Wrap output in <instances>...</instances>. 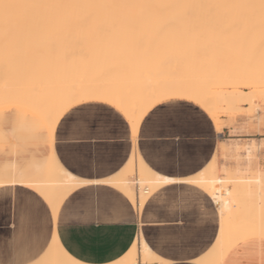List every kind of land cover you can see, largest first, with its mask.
<instances>
[{"label": "crops", "instance_id": "obj_1", "mask_svg": "<svg viewBox=\"0 0 264 264\" xmlns=\"http://www.w3.org/2000/svg\"><path fill=\"white\" fill-rule=\"evenodd\" d=\"M14 104L22 108V116L29 111ZM163 105L174 106L176 112L160 121L159 113H153ZM74 108L85 110L69 117ZM132 125L111 103L83 102L61 116L52 144L37 147L22 159L0 157V264H34L59 255L87 264H109L124 257L135 242L140 262L141 233L164 264H203L200 260L215 250L220 233L217 203L201 187L182 181L157 189L143 204L139 156L154 171L173 178L196 175L215 157L220 168L235 169L236 162L222 155V144L228 146L239 133L230 125L218 129L208 111L181 98L166 99L150 108L134 129L137 134ZM52 151L82 181L56 213L34 187L12 183L14 170L2 164L16 161L23 167L33 159H48ZM260 153L253 163L264 170V151ZM132 157L134 171L126 180L134 198L111 182L130 165ZM56 235L59 242L53 241ZM262 259L264 237H255L232 246L220 264H260Z\"/></svg>", "mask_w": 264, "mask_h": 264}, {"label": "bare ground", "instance_id": "obj_2", "mask_svg": "<svg viewBox=\"0 0 264 264\" xmlns=\"http://www.w3.org/2000/svg\"><path fill=\"white\" fill-rule=\"evenodd\" d=\"M0 2H2L3 4V7H0V49H4L3 51L0 50V57L3 54L4 59L7 58L8 60V58H10V56L8 55L9 53L7 52L9 49L20 48L21 50V47H24L26 52L23 51V56H25L26 59L24 57L22 58L25 61L26 71L30 68L31 71H34L33 66L39 67V63L44 64V67L46 68L45 69L42 66L43 71H45H42L43 76L42 73H40V76L42 77H40L38 74L36 76L39 77L37 78L33 76L35 78L34 79L32 77L33 80L31 78L24 79V86L14 84L9 80H6L5 83L0 84L4 87H0V102L3 101V104H6L7 102H20L24 106L35 110L46 122L53 137L55 127L59 119L64 114V112L69 109L73 101H75L76 93H79L84 97H104L110 100L129 117V119L132 121L134 132V129L137 128V125L139 124V121L141 119L140 113H142L143 115L146 110L152 106V104L173 94L186 95L187 97L194 99L196 102L201 103L207 109H217L219 105L221 106L219 101H223L227 108L234 109L240 103H250L252 107L254 105L253 103L255 100L253 96H247L248 94H246L245 90L241 89L242 86L254 87L256 88L255 91L263 90L260 87L264 86V8L261 7L262 3H264V0H0ZM9 4H27L29 6L9 8ZM179 17H181L180 20H178ZM81 19H86V21H83ZM98 19L119 20L104 23V21H100ZM130 19H134V21H131ZM171 19L173 20V22H171ZM177 20L179 24L177 23ZM170 22L172 23V27L170 26L167 28L169 31L166 30L165 32L163 30L165 38H162L163 41L161 39L162 43L165 42V46L163 44H159L161 43L160 39H158L160 42H158L157 40V43L159 45H163L160 46L162 48H157L156 42L154 44V59L159 55L157 59H155V61L158 63L157 64L155 62L156 67L158 65H163L162 68H164V65L169 66L170 64L168 63L171 61L168 58H173L171 54L175 56V50H177L176 52L178 55L184 54L183 57H179L184 59L185 62L189 61V63L197 66L198 63L201 62L194 59V49L202 50L201 52H205V50L210 49H215V51L217 49L222 50V52H217L219 51L217 50V53L213 51L217 54V57L219 56V60L217 59V62L220 61V64L215 62L216 58H213V60H211L213 61V63H202L203 66L205 65L204 67L206 70L203 67L202 69L205 71L200 70L202 72L200 74L204 76L201 77V75H199V77L204 78L201 79L202 81L199 79L200 82H198L197 79L193 78L194 74L191 73V71L193 70L189 69V66L187 68L191 70L189 72L191 77H188V75H186L184 71H180L181 73H184L187 80L184 79L183 76L181 77L182 79L180 78L183 73L180 75V72L178 70L177 71L179 73L176 71L178 75H175L173 71V77L171 75L166 76L170 73V67L169 69L168 67H166L165 70L162 69L164 70L163 72L166 75L162 71L159 72V70L157 71V69H153L152 74L147 77V79H150V82L152 81L150 94L154 102L151 101V103L147 104L148 106H144V108L142 109L144 111H141L140 109L141 103H139L138 105L137 102L125 101L123 98L118 96L119 90L117 88V84H115L117 82H113L115 86H117L116 88H112L111 91H107L108 93L104 94L103 88H94V86L90 87L91 84L87 82H80L79 80L77 81L75 78H72L73 76H71L74 74L70 73V75L66 76V73L68 74L69 71L66 72L65 70H63L65 72L64 73L62 72L61 68L62 62L64 61L65 63V60H63L64 58L61 57L62 53L61 55H59V53L56 52L60 48L62 51V48H64L63 45H61V47L58 45V50H56L55 48H53L55 50H50V48L47 47V42L46 47L44 46L45 44L40 45L41 43H39L37 47L44 46L43 48H45V54L44 52L37 53L39 52V48L37 49V51L35 50L37 45L36 43V45H34L30 39H27L21 42V47H18L19 42H16V37L14 36L18 32L29 33L32 35L36 33H46V29H48L49 26L63 29L60 32L56 31L55 34L69 35L70 33L72 34V32L76 33V31H78V28L82 26H89L92 29H98L99 27L107 23L117 24L119 26L132 24L137 27L148 26L149 28L153 26L154 28L155 24L166 25L167 23V26H169ZM163 25L161 26L163 27ZM42 27L43 29H41ZM177 27H180L182 29H179ZM170 28H173L174 30H170ZM157 29L159 30L155 32L156 35L157 33L160 34V31L163 28H161V30L160 27ZM159 34L158 37H160ZM200 34H205V39L198 38L197 35ZM165 39L167 40L164 41ZM72 44H67V48L69 46L74 47V45L72 46ZM76 45H78V43ZM76 45L74 49L76 47L87 49L90 52V58L101 56V51H99V54L95 53L98 50L103 49L101 43L89 42L83 47L81 45ZM30 47L33 48V51L35 50L37 54L34 55L35 51H31ZM70 47L68 48L69 51L71 49ZM28 48H30V54L27 51ZM159 49H161L162 51ZM183 49L185 51H183ZM5 50L7 53L5 52ZM186 50L188 51V53H186ZM190 50H193L194 52H192L194 54H192ZM51 51L53 52V54ZM25 53L27 54V56ZM219 53L220 55H218ZM28 54H32V57ZM163 54L168 56L170 55L166 59L168 60V62L165 60L166 63L163 60ZM41 55L43 57H41ZM209 56L212 57L211 54ZM3 57L2 59H0L3 60ZM36 57L38 60L36 59ZM160 58H162V60ZM158 59L160 63L158 62ZM180 62H182V60ZM57 63L60 64L58 65ZM183 63H179V65ZM189 63L187 62V64ZM52 64L57 65H55V67ZM176 64L178 68H180L178 63ZM199 65L200 67L202 66L201 64ZM47 66L51 68L49 69ZM38 67H35V70ZM172 67L171 69H174ZM57 68L61 69L58 70ZM199 68L197 67L196 70L194 69V73L198 74V72L196 71H198ZM54 69L57 70L55 71ZM37 71L38 69L36 70V72ZM186 72L188 73V71ZM26 73L28 74V72L24 73V78ZM29 73L32 74V72L30 71ZM197 74L196 77L198 76ZM174 75L176 79L174 78ZM59 76H61L62 78ZM129 77L130 76H127V80L123 82L125 85L121 82L124 86H126L127 83H132V78L136 76H131L132 78ZM138 77H136V81ZM177 77H179L180 79L177 80ZM138 79V81H140L141 83L135 82L134 79L133 82L135 86L132 85V87H137V83L140 84H138V86L145 85L146 81H142L140 78ZM63 80H66L65 84V81ZM68 80H70L71 83L72 81L76 80V87H67L69 86L67 85ZM143 82L144 84L141 85ZM150 82H148L149 86L151 85ZM83 84L86 86H83ZM72 85L74 86V83H72ZM47 93L51 95L49 98H46L49 95L46 97L44 96L45 94L47 95ZM2 95L4 98L2 97ZM6 95L8 98H10L11 96V102V98L9 99V101L8 99L6 100ZM2 103L0 105H2ZM134 134H137V132H134ZM249 157H251V154L248 156V158ZM31 165L37 168L46 166L48 167L49 171L55 169L62 174L63 178L61 177L62 181H60V189H65L66 191L57 193V199L60 202H62V200L75 187L82 183L80 179H78L75 175L64 168V166L58 161L54 151H52L51 158L49 160L36 161L35 159H33ZM223 169L227 173V176H221L219 174V170H221V168L218 166L217 159L214 158L205 169H203L196 175L186 178H173L154 171L139 156L138 173L140 178L141 191L144 194L142 203L145 201L148 195L152 194L154 191L163 187L164 185L172 182L182 181H195V185L204 189L215 201V204L217 203L216 205H218V209L220 211V233L215 244V250L212 253H208L204 258L200 260L203 264H220L226 252L232 246L236 245V243L249 239H245V237H247L248 235H252L257 232L261 234L263 233L264 235V223L252 226L248 220V215L244 214L245 211H249L251 208H257L262 205L260 200L264 199V193H262L261 191L262 188H264V170L259 168L258 171H256L255 169V171L253 170L252 172L257 174H250L251 176H249L247 175V172L249 170H252L250 168L242 169L237 167L235 169H228L224 167ZM133 171L134 157H132L130 165L122 173L111 179V182L113 184L120 187L132 198H134V191L130 187L128 181L126 180V177L128 173H132ZM253 183H255V185H257V188L261 190L256 189L254 191V189L252 188ZM53 241L59 242L57 235L54 237ZM141 241V252L144 259H159L163 262V259L152 250L143 233H141ZM54 244L57 245L58 243ZM62 256L59 255L58 258L47 259V261L42 262L38 260L34 264H87L74 258H60ZM137 263L138 249L135 242L132 249L124 257L109 264Z\"/></svg>", "mask_w": 264, "mask_h": 264}, {"label": "rangeland", "instance_id": "obj_3", "mask_svg": "<svg viewBox=\"0 0 264 264\" xmlns=\"http://www.w3.org/2000/svg\"><path fill=\"white\" fill-rule=\"evenodd\" d=\"M180 18L181 17H179L178 20H180ZM81 20L86 21V19H81ZM98 20L104 21V23H105V22H111V21H113V22L118 21L119 19H98ZM130 20L134 21V19H130ZM178 20H177V23H178ZM181 21H182V19H181ZM171 22H173V20ZM171 22H170L169 26H167V23H166V25L161 24V25H163V27L160 24H155L154 28H153V26L152 27L150 26L151 28H149L148 26L137 27V26L132 25V24L119 26L117 24H107V23L104 24L103 26L99 27L98 29H92L89 26H82V27L78 28V31H76V33L72 32V34L70 33L69 35L55 34L56 31L60 32L63 29L56 28L54 26H49V28L46 29V33H36V34L32 35L29 33H19L18 32L14 36L16 37V39H15L16 42H19L18 47L20 45L22 46L21 42H23L24 40H27V39H30L34 45L37 44L36 48H35L36 51L39 48L38 49L39 52H37V53H40V52L43 53L44 49H45L43 47L44 46L46 47L47 43H48L47 47H49L50 50L51 49L52 50H55V49L58 50L59 46L61 47V45H63V47H64V48H62L63 50L61 51V48H60L56 52L59 53V55H61V53H62L61 57L64 58L63 60H65V63H64V61L62 62L61 68H62V72H64L63 70H65L66 72L69 71L68 74L66 73V76L70 75V73L74 74V75H71V76H73L72 78H75L77 81L79 80L80 82L81 81L87 82V83L91 84L90 87L94 86V88H96V87L97 88L98 87L103 88L104 94H107L108 93L107 91H111L112 88H116L118 86L117 88L119 90V95H118L119 97L123 98L125 101L137 102L138 105H139V103H141L140 109H141V111H144V110H142L144 108V106H146L148 103H151V101L154 102V100L152 99V96L150 94V87L152 86V81L150 82V79H147V77H149L152 74L153 69L154 70L157 69V71L159 70V72H161V71L163 72L166 69V67H168V69L170 67V70H172V71L169 70V72L171 74L169 73L166 75L164 72L163 73L166 76L171 75L172 77H173V74H172L173 71H174L173 73H175V75H178L176 73L177 70L179 72L184 71V73L186 75H188V77H189L190 76L189 72L191 70H193V71H191V73L194 74V77H193V75H192V77L197 79L198 82H200L201 79H204V78H201L204 76H202L200 74V73H202L201 71L203 70L202 67L205 69V67H204L205 65L203 66L202 63H213V61H211V60H213V58H216L215 62H217L219 60V58H218L219 56L217 57L216 53L220 52V51L222 52V50H219V49H217L219 51L216 50L217 52L215 51V49L214 50L213 49L205 50V52H201L202 50H195L194 49V51H195V54H194L193 53L194 51L190 50L191 52L193 51L192 54H194L193 55L194 59L196 61L201 62V63H198L197 66L196 65L194 66L192 63H189V61H187L189 63V64H187V62H185L184 59L179 57V56L183 57L184 54L178 55L176 52L177 50H175V52H174L175 56L173 54H171L173 56V58L172 57L168 58L170 55L169 56L165 55V54L162 55L164 62L167 58L170 59L171 62L168 63V64H170L169 66L164 65V68H162L163 65L162 66L158 65L156 67L157 62L155 61V59H157V57L159 55L154 59V57H155V45L154 44H155V42L157 43L158 39H160V41H161L162 38H165L164 37V35H165L164 31L166 32V30H168L167 28L172 25ZM168 23H169V21H168ZM157 25H159V26H157ZM159 27H160V30H161V28H163L161 30L162 32L160 31L161 35L159 33H157V35H156L155 32H157V30H159V29H157ZM164 27H166V28H164ZM177 28L182 29L180 27H177ZM41 29H43V27ZM172 29L173 28H170V30H172ZM154 30H156V31H154ZM158 34L160 37H158ZM64 36H66V37H64ZM197 36L200 39H205L204 38L205 34H200ZM181 37H183V36H181ZM166 40L167 39H165L164 41H166ZM59 41H60V43H59ZM160 41L158 40V42H160ZM162 41H163V39H162ZM162 41L159 44H163L165 46V42L162 43ZM89 42L101 43V45L103 46V49L98 50L97 51L98 53L95 52L96 54H99L100 53L99 51H101V53H100L101 56H99V57L96 56V58L91 57L92 58V60H91L90 52L87 49H84V48L81 49V47L80 48L76 47L74 49V47L77 43H78V45H81L83 47L84 45H86ZM39 43H41L40 45H42V44H45V45L37 47ZM67 44H72V46L74 45V47L69 46L71 48L69 51V49H68L69 47L67 48ZM159 44L157 43V48L160 46H163V45H159ZM78 45H76V46H78ZM30 48L27 49L29 54H30V52H29ZM53 48H55V49H53ZM160 48H162V47H160ZM164 48H166V47H164ZM0 50H2V49H0ZM21 50H22V52H21ZM21 50H20V48L9 49L7 51L9 53L8 55L10 56V58H8V60H7V58L4 59L3 54L1 55L0 58L2 59V57H3V60L0 59V62L3 61L2 62L3 64L0 63V84H3V83H5L6 80H9V81H12V83H14V84L24 86V79L31 78L33 80V78H34L33 76L37 77L36 75L39 74V76H40V73H42V71H43L42 66L44 67V64H40V63H39L40 68L38 66H33L35 72L38 69V71H39V72L37 71L38 73L31 71V68L27 71L25 70L26 65H25V61L22 58V57L25 58V56H23V54H24L23 51H25L24 47H21ZM159 50H161V49H159ZM2 51H1V53H2ZM31 51H33V48H31ZM36 51L34 52V55L37 54ZM178 51H179V49H178ZM183 51H185V50L183 49ZM213 51H215L216 53H214ZM5 52H6V50H5ZM5 52H3V53H5ZM186 53H188V51ZM44 54H45V52H44ZM47 54H48V52H47ZM52 54H53V52H52ZM210 54L212 55V57L209 56ZM31 55H29V56H31ZM64 55H66V56H64ZM218 55H220V53ZM26 56H27V54H26ZM186 56H188V55H186ZM37 57H39V56H37ZM37 57H36V59H37ZM41 57H43V56L41 55ZM113 57H115V58H113ZM205 57H207V58H205ZM79 58H81V59H79ZM160 59L162 60V58H160ZM185 59H187V58H185ZM60 60H61V58H60ZM181 60H182V62H180ZM166 61L168 62V60H166ZM158 62H159V59H158ZM183 62L186 64H184ZM190 62H193V61H190ZM224 62H222V63H224ZM29 63H30V61H29ZM31 63H32V61H31ZM50 63H51V61H50ZM66 63H67V65H66ZM161 63H162V61H161ZM176 63H178V65H179V63H183V64L179 65L180 68H178ZM217 63L220 64V61ZM57 64L59 65L60 63H57ZM57 64H52V65L55 66ZM199 64H201L202 66L200 67ZM192 65H193V67H192ZM62 66H64V67H62ZM188 66H189V69H191V70H189L187 68ZM35 67H38V68L35 70ZM171 67L174 69H171ZM175 67L178 69H176ZM197 67L201 68V69L199 68L198 71H196V72H198V74L194 73V69L196 70ZM61 68H59V69H61ZM162 69H164V70H162ZM40 70H41V72H40ZM205 70H203V71H205ZM29 71L32 72V74L29 73ZM52 71H53V69H52ZM186 71H188V73ZM25 72H28V74L26 73L25 78H24ZM43 72H45V71H43ZM59 72H61V71H59ZM182 73L180 72V75ZM184 73L181 76L179 75L180 78L183 76L184 79H186ZM33 74H35V75H33ZM57 74H58V72H57ZM196 74L198 75L197 77H199V75H201V77L197 78ZM175 75H174V78L176 79ZM42 76H43V73H42ZM42 76H40V77H42ZM61 76H59V77H61ZM127 76H130V77L131 76H133V77L139 76L138 78H140L142 81H146V83H145V85H143L144 84V82H143L141 84L143 86H138L139 83H137L136 84L138 87V89H137V87H134L135 84H134L133 80L135 79L134 80L135 82H140V81H138L139 80L138 78L136 81V77H134V78L131 77L133 79L131 81L132 83H130L131 86L129 83H127L126 86H124L125 84L123 82H125V80H127ZM180 78L177 77V80H179ZM66 80H63V81H65L64 84L66 83ZM76 80H74V81L71 80L72 83H74V86L72 85L70 80H68L67 85H69V86H67V87H70V88L76 87V85H77ZM113 82L114 83L117 82V83H115V84H117V86H115V84ZM148 82L151 83L150 86H149ZM189 82H191V81H189ZM87 83H86V85H87ZM109 83H111V84H109ZM112 83L114 84V86ZM86 85L83 84V86H86ZM132 85H134V86L132 87ZM0 87L2 88L3 86L0 85ZM125 87H126V89H125ZM260 88L263 90L255 91L256 88H254V87H245V86L241 87V89L245 90L246 94H248L247 96H249V95L253 96V98L255 100L253 103L254 104L253 107L251 106L250 103H240L236 108L229 109L226 107V105L223 101H219L221 106L219 105L217 109H207L201 103L196 102L194 99L189 98L186 95L173 94V95H170L169 97H166L162 100H158L156 103L152 104V106L150 108H152L157 103L164 101L166 99H170V98L187 99V100H191V101L199 104L206 111H208L210 113V115L213 117L218 129H222L224 125L233 126L234 131L238 132L239 133L238 135H240V136H237L238 139L231 141L228 146H225L224 144H222V155L226 158V160L227 159L234 160L236 162V164H235L236 168L239 167L242 169L243 168L244 169H247V168L252 169L249 171L247 170L248 172L246 171L247 175L251 176L250 174H252V175L257 174V173L252 172L253 170L255 171V169H256V171H258V169H257L258 165L254 164V163L257 161L258 156L261 154L260 152L262 150L264 151V86L260 87ZM48 95L49 94L47 93V95L45 94L44 96L46 97ZM50 96L51 95H49L46 98H49ZM2 97H3V95H2ZM6 97H7V95H6ZM10 98H11V96H10ZM10 98L7 97L6 100L8 99V101H9ZM3 100H5V99H3ZM11 101H12V98H11L10 102ZM88 101H100V102L106 101L108 103H111L112 105H115L110 100H108L104 97H101V98L100 97H94V96L84 97V96H81L79 93H76L75 101H73V103L70 107H72L73 105L83 103V102H88ZM2 102H0V104ZM7 103L6 104L2 103V105H0V157H13V158L22 159L24 156H30L36 150L37 147H40V149H41L47 143H49V144L53 143V136L51 135L50 130H49L46 122L43 120V118L39 115L38 112H36L35 110L28 107L29 111L25 110V115L22 116V108L20 106L14 104L13 102L12 103L7 102ZM17 103L23 105L20 102H17ZM149 109H147L143 115H142V113L138 112L141 114L140 115L141 119L147 113V111ZM259 139H260V141H259ZM250 154H251L252 158L249 157L250 158L249 159L248 156ZM50 158H51V154H50V157L48 159H44V160H49ZM44 160H42V161H44ZM31 162H32V160L30 162H28L23 167L20 166L16 161H5L2 164L9 165L10 171L14 170V178H13L12 183L22 182V183H26V184L34 187L36 190H38L42 195H44L48 199V201L52 205L54 213H56L61 202L57 199V193L58 192H53L49 189H52V188L59 189L61 186L60 181H62L61 177L63 178V176L60 172H58L55 169H53L52 171H49L48 167H46V166H43L42 168H37V167L31 165ZM250 172H252V173H250ZM219 174L221 176H224V175L227 176V173L223 169V165H222L221 170H219ZM129 177H130V179L135 180L134 174L129 175ZM126 179H129V178L126 177ZM252 188L254 189V191L256 189L261 190V189L257 188V185H255V183L252 184ZM261 191H262V193H264V188H262ZM260 201H261L262 205H260L257 208L256 207L251 208L249 211L244 212L245 215H248V220L252 226L264 223V199H261ZM255 237H264V235H263V233L261 234V233L257 232V233H254L252 235H248L247 237H245V239L246 238L250 239V238H255ZM39 261H41V262L47 261V259H41ZM142 261H147L149 263H152L155 261H160L161 264H164V262H165L164 260L162 262V260H159V259L147 260V259H144L143 257H142Z\"/></svg>", "mask_w": 264, "mask_h": 264}, {"label": "snow or ice", "instance_id": "obj_4", "mask_svg": "<svg viewBox=\"0 0 264 264\" xmlns=\"http://www.w3.org/2000/svg\"><path fill=\"white\" fill-rule=\"evenodd\" d=\"M27 4H9V8L13 7H28ZM0 7H3L2 2H0ZM262 8H264V3L261 5ZM85 109L84 108H74L69 113V117H73L75 113H82ZM176 112V108L172 105H163L161 108L157 109L156 112L153 113L154 116H157V113L159 115L157 116V119L160 121H164L169 117L170 113ZM191 184H195V181H189ZM63 212V209L61 210ZM49 221L51 222V214L49 215ZM260 264H264V259L261 260Z\"/></svg>", "mask_w": 264, "mask_h": 264}, {"label": "built area", "instance_id": "obj_5", "mask_svg": "<svg viewBox=\"0 0 264 264\" xmlns=\"http://www.w3.org/2000/svg\"><path fill=\"white\" fill-rule=\"evenodd\" d=\"M137 264H161V262L160 261H155V262L149 263L147 261H140V262L138 261Z\"/></svg>", "mask_w": 264, "mask_h": 264}]
</instances>
